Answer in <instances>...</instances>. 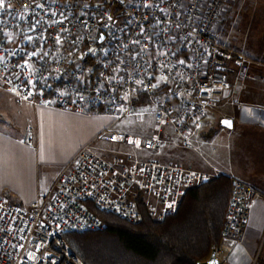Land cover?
Returning <instances> with one entry per match:
<instances>
[{
	"label": "built area",
	"instance_id": "built-area-1",
	"mask_svg": "<svg viewBox=\"0 0 264 264\" xmlns=\"http://www.w3.org/2000/svg\"><path fill=\"white\" fill-rule=\"evenodd\" d=\"M227 1L4 0L0 90L18 106L109 115L114 123L153 115L158 129L147 135L108 127L98 138L159 152L161 130L171 125L188 147L189 136L227 94L234 96L250 68V57L217 34ZM210 179L181 163L110 155L88 143L30 209L0 193V264H85L62 236L105 227L88 204L137 223L143 202L162 221L179 211L189 189ZM262 197L233 179L222 241L242 244Z\"/></svg>",
	"mask_w": 264,
	"mask_h": 264
},
{
	"label": "crops",
	"instance_id": "crops-1",
	"mask_svg": "<svg viewBox=\"0 0 264 264\" xmlns=\"http://www.w3.org/2000/svg\"><path fill=\"white\" fill-rule=\"evenodd\" d=\"M231 2L218 36L230 47L247 54L251 64L234 96L227 94L220 101L219 107L213 110L232 112L223 118L234 120L233 128L220 125L216 131L217 134L227 133L229 136L227 158L235 162L219 171V174H226L254 186L263 197L250 210L242 244L234 245L230 240L221 241L218 248L221 253L218 256L225 264H264V0ZM15 110L20 115L29 112L30 117L36 120V123H30L32 119H29L31 125L27 127L26 134H19L4 125L18 124L11 119ZM42 116L81 120L85 124L101 118L113 120L109 115L84 114L56 107L34 108L30 104L18 106L12 93L0 90V193L26 210L31 208L40 195L48 192L62 168L75 154L100 134L87 135L83 144L60 161L55 178L45 188L40 187L41 192L34 194L31 193V187L40 170V162L50 161L48 157L47 160L40 157V148L33 146V139L27 143L26 135L34 133L35 126L32 124H38ZM29 127H32V132H29Z\"/></svg>",
	"mask_w": 264,
	"mask_h": 264
},
{
	"label": "trees",
	"instance_id": "trees-1",
	"mask_svg": "<svg viewBox=\"0 0 264 264\" xmlns=\"http://www.w3.org/2000/svg\"><path fill=\"white\" fill-rule=\"evenodd\" d=\"M232 181L219 174L189 189L179 211L162 221L153 218L143 202L144 218L137 223L88 204L105 227L62 237L85 264H202L221 244Z\"/></svg>",
	"mask_w": 264,
	"mask_h": 264
},
{
	"label": "rangeland",
	"instance_id": "rangeland-1",
	"mask_svg": "<svg viewBox=\"0 0 264 264\" xmlns=\"http://www.w3.org/2000/svg\"><path fill=\"white\" fill-rule=\"evenodd\" d=\"M231 3V0H228L224 5L222 18L216 28L218 35L220 27L231 8ZM7 98L11 101L10 96ZM14 113V116L11 115V119L18 124L4 125L20 132L19 134H26L27 127L31 125L30 123H36V120H34V117H30L29 112L20 115L15 110ZM230 114L232 112L219 110L211 112L201 128L196 129L189 136L191 144L188 147L182 144V137L176 134L171 125H166L161 130L165 143L159 152H148L122 143H111L107 138H94L91 142L94 143L95 148L108 154L136 153L141 159H156L163 163L177 162L187 167L202 170L213 178L219 174V171L235 164L234 161H229L227 158L229 136L226 135L227 133L217 134L216 132L220 128L223 116ZM29 119H32L30 123L28 122ZM87 123L85 124L81 120L42 116L38 124H32L35 126V131L26 135V137L28 136L27 143H30L29 139H33V146L40 148V157L46 160L48 157L50 162H40V170L35 175L31 193L41 192L40 187L45 188L55 178L59 171L60 161L83 144L87 135L101 133L108 127L114 131L134 135H147L158 129L153 115H148L143 120L137 116H129L115 123L113 120L106 118L91 121V124ZM37 137H39L38 140Z\"/></svg>",
	"mask_w": 264,
	"mask_h": 264
},
{
	"label": "water",
	"instance_id": "water-1",
	"mask_svg": "<svg viewBox=\"0 0 264 264\" xmlns=\"http://www.w3.org/2000/svg\"><path fill=\"white\" fill-rule=\"evenodd\" d=\"M224 121H230L231 126L229 127L227 124L223 123ZM234 120L232 118H223L221 120V126L225 128H233ZM202 264H223L221 258L218 256V251L215 249L212 251V254L208 260L203 262Z\"/></svg>",
	"mask_w": 264,
	"mask_h": 264
},
{
	"label": "snow or ice",
	"instance_id": "snow-or-ice-1",
	"mask_svg": "<svg viewBox=\"0 0 264 264\" xmlns=\"http://www.w3.org/2000/svg\"><path fill=\"white\" fill-rule=\"evenodd\" d=\"M4 7V0H0V8ZM223 123L227 124L229 127L231 126V122L230 121H224Z\"/></svg>",
	"mask_w": 264,
	"mask_h": 264
}]
</instances>
